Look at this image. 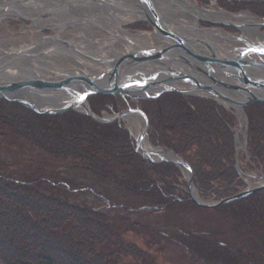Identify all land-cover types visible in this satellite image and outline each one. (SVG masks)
I'll return each mask as SVG.
<instances>
[{
	"label": "trees",
	"instance_id": "16d2710c",
	"mask_svg": "<svg viewBox=\"0 0 264 264\" xmlns=\"http://www.w3.org/2000/svg\"><path fill=\"white\" fill-rule=\"evenodd\" d=\"M211 1L198 0L201 5ZM217 4L230 13L248 11L264 19V0H217ZM134 27L151 29L148 24ZM128 104L127 99L111 95L90 98L97 114L105 106L118 111ZM133 106L148 116L151 143L172 150L192 167L194 185L206 192L201 196L214 194L220 200L244 189L235 163L233 129L238 120L233 111L213 99L174 91ZM245 113L247 151L255 166L251 169L264 174V104H251ZM6 135L23 142L26 150L17 149L24 155L29 152L32 161L0 165V264H123L129 255L143 259L141 248L117 236L115 253L105 249L112 242L111 223L127 221L141 232L147 228L124 217L122 211H136L120 202L129 196L140 200L141 207L152 201L153 211L162 214L205 210L179 189V169L141 158L129 131L117 121L100 123L76 111L39 115L21 103L0 99V137ZM50 159L65 165L63 170L47 173ZM85 191L103 206L85 203L87 196L77 195ZM166 195L169 199L163 201ZM213 210L231 217L232 240L225 242L216 233L217 241L210 245L193 232L170 239L205 264H264V190Z\"/></svg>",
	"mask_w": 264,
	"mask_h": 264
},
{
	"label": "rangeland",
	"instance_id": "374dc122",
	"mask_svg": "<svg viewBox=\"0 0 264 264\" xmlns=\"http://www.w3.org/2000/svg\"><path fill=\"white\" fill-rule=\"evenodd\" d=\"M72 1V0H71ZM79 1V0H76ZM82 1V0H81ZM90 1L91 0H85ZM96 1V0H95ZM112 1V0H111ZM118 1L120 4L125 5V8L130 9V11H124L122 13H118L116 15L111 14L108 16L107 7L103 8L105 5L108 6L107 2L108 0H100L96 1L97 3H102L101 7L99 9H90V8H81L83 4L80 3L81 7H73L71 10L64 11L61 16L59 15V20L55 22V14L57 13L58 9L57 6L51 5V2L44 3L45 9L41 12H34L32 15L27 14H7L6 11L2 12L0 14V68L2 67H14V69H30L32 63L36 64L37 62H40L38 65H40L43 68H49L51 67V64H55L56 68H53L50 71H46L43 73V77H50V76H56L60 74V67L63 71L71 72V74H83V70H85V66L80 65L77 60H80L79 56H83V54L79 55L78 51H75L74 47L67 45V48H70L72 50L71 55H65L64 53L54 52L53 46H57V38L61 39V41L64 42H70L73 41L74 38H77L76 43H79L80 45L85 44V48L90 50L92 53L96 54L98 52V57H102V53L106 52L108 58H115L118 54H124L127 52V48L129 45L125 42V38H120L115 40L113 38V35L109 30L113 31V29H116L117 23L120 21L121 29L123 31H126L129 34L138 36L137 40H134L133 42L138 46L142 48H153V47H161L165 45L166 39L156 30H154L151 26V24L146 20L145 17H141L138 14L131 13L133 9H138V7H141L144 0H114ZM155 1V0H154ZM196 4L199 8L207 9L210 13L209 17H199V16H193L189 13H186L184 11H188L187 8L190 7V3ZM156 0V6L158 7H165L169 6L170 4L175 6L174 9L167 7L166 10H157L158 15L162 18L163 22L165 21L169 23V21H176L179 17H187V21L190 22H196L199 25V32H206L208 34V31L210 30H220L223 32V36H216L213 39H206V35H200L206 42H208L211 45L214 44H228L230 46V56L228 57H238L239 54L247 48L246 42H240L239 40H245L246 38H250L251 40L259 41L258 45H262L264 47V28L262 27H253L249 25L251 19L245 16L248 11H243L239 13H230L225 11L224 9H221L216 3H208V4H202L198 5L196 0ZM213 1V0H212ZM9 3V0H0V11L2 7L3 9L8 8L5 6V3ZM46 7H49L50 10H46ZM60 11H58L59 13ZM160 12V14H159ZM217 13H224L220 15L222 18L215 21V19L210 18L211 14H217ZM251 14V13H249ZM182 15V16H179ZM252 15V14H251ZM245 16V17H244ZM256 18L255 16H253ZM182 19V18H181ZM259 20L258 18H256ZM221 20V21H220ZM208 21L211 22H230L237 24V27H233L234 30L230 29H222L221 27H217L215 25H211ZM249 21V22H248ZM258 23V22H257ZM136 24H148L151 29H148V31H143L142 28H135L134 25ZM242 24L248 26V28H241L243 26ZM251 24V23H250ZM254 24V23H253ZM174 26V24H171ZM143 26V25H142ZM215 26V27H214ZM228 27V26H225ZM108 28V29H107ZM175 28V27H174ZM118 29V28H117ZM116 29V30H117ZM87 34V37L82 42L79 41V37L81 36L82 31ZM119 30V29H118ZM177 32H181L180 29H176ZM157 32V34H156ZM257 35L259 36V39H257ZM123 36V35H122ZM199 36V37H200ZM213 36V35H210ZM210 38V37H209ZM236 38V39H235ZM253 38V39H252ZM114 39V41H112ZM128 39V38H127ZM130 39V38H129ZM104 40H110V42H113L112 44H101ZM87 41V42H86ZM63 42V43H64ZM249 42V41H247ZM251 42V41H250ZM214 43V44H213ZM253 43V42H252ZM255 43V42H254ZM253 43V44H254ZM65 44V43H64ZM199 52L201 53H209V50L206 46H204V43L202 42L201 45L199 44ZM256 45V44H255ZM257 45V46H258ZM128 46V47H126ZM260 47V46H259ZM51 48L50 50H48ZM219 48V47H218ZM27 49L31 50V58L30 57H20L18 54L22 52V50ZM74 49V50H73ZM43 50H47L46 57L44 59H41L43 62H41L39 59V56L36 54H42ZM220 55H225L222 50L219 48ZM78 52V53H77ZM54 57H48L51 55ZM58 53V54H55ZM76 53V54H75ZM74 54L76 56H74ZM59 55V56H56ZM226 56V55H225ZM84 57V56H83ZM106 57V58H107ZM104 59V58H101ZM249 59L252 60H259L264 61V57L262 55L253 54L249 56ZM85 63L93 66L91 70H88L87 73L90 76H98L101 74L104 70H107V67L104 66L103 63H99L93 59L84 57ZM105 60V59H104ZM52 62V63H51ZM80 67V70H79ZM82 69V70H81ZM31 72V69L29 70ZM26 73V72H25ZM262 75V72L259 71L257 75ZM20 76H16V78H19ZM3 79H0V81ZM9 81V80H8ZM4 82V81H2ZM178 87H183L179 85ZM11 99H20L18 97H12ZM35 102H38L37 104L40 108H44L47 105V100L44 98L38 97L37 100L34 99ZM89 102V101H88ZM61 103L60 101H56V106ZM52 104V103H51ZM89 105V104H88ZM91 107V105L89 106ZM105 110H103L101 117L106 118H112L114 116V111H112V106H105ZM137 116V117H136ZM238 117L241 123L240 128L238 129V151L240 156V162L239 165L243 167H250V170L246 172H241L242 176L245 177V183L244 189L247 188V186H259L261 183L260 180V172L255 170L252 171V166L248 161L245 159V154L243 152L242 143L245 140L246 135V120L244 114L238 113ZM122 122L125 128H127L132 138H134L135 144L136 140L141 136L140 134L143 131V128L145 126V121L142 116H139L137 114H128L124 116L119 122ZM10 136H4L0 137V165L3 164H10L12 161L20 160V162L17 163H28L32 161L31 154L20 152L25 151L26 148L22 145L23 142L19 140H14ZM150 142V141H149ZM135 145V146H136ZM152 145V144H151ZM17 146V147H16ZM153 147L158 148L157 146L152 145ZM20 147L22 150L17 149ZM12 150V151H11ZM136 150H138L136 148ZM137 152V151H136ZM138 155L143 158L144 152L142 149H139ZM166 153H169V151H165ZM33 155H38L40 158V153L34 152ZM142 155V156H141ZM24 156V157H23ZM144 159V158H143ZM160 162L159 160H155ZM5 162V163H4ZM155 163V162H152ZM16 164V163H14ZM49 170L47 173H51L52 170L60 169L63 170L65 165L61 163H57L54 160L50 159L49 164H46ZM10 166V165H9ZM179 169V167H177ZM181 176H179L180 181V188L182 191L186 192L188 195V198L191 200L192 196H194L192 192V188L188 186V181L190 179L185 174L187 173V170H180ZM23 173H26L24 171ZM8 176L11 175V173ZM27 174V173H26ZM50 174H47V177ZM23 178H26L27 175L21 174ZM58 179V176L56 177ZM110 185V184H109ZM109 185L106 184V189L110 193ZM197 196L196 200H198L202 204L208 203L209 205L218 203V199L216 195L209 194L207 196H201L202 193L200 189L197 187L195 188ZM65 194V193H64ZM113 194V192H112ZM77 195H81L80 198L86 197L85 203H93V205L101 207L103 206L102 201L94 200L90 197V192H84L79 193ZM85 195V196H83ZM76 198V199H80ZM169 196L166 195L164 197V200H168ZM176 199V198H175ZM216 199V200H213ZM82 200V199H81ZM89 201V202H87ZM192 201V200H191ZM120 202L124 203L126 202L131 208L135 209L136 211L131 210H124L122 211L125 215V218H128L130 221H136V223L144 224V226H147L145 231L141 232L139 229L135 228L133 229L132 224L123 223L121 221L115 223H111L110 230H111V237L112 242H110L109 247H106V250H109L111 252H114L118 249V246L115 244V238L116 236L123 239L126 243L132 242L137 247L141 248L145 254L143 259H134L131 257H127L123 264H205L200 258L198 260L195 258L196 256L193 254V252L188 253L184 251L183 248L178 246L176 242H173L170 239V235H178L180 232H183V234L187 236V233L190 232L192 234L195 233L197 235H200L198 238L201 241H208V244H215L217 241V236H219V239L222 238L225 240V242L228 240H232V237L235 236V233L233 232L232 227V219L228 216V214L224 212H219L216 210H213V207H203L201 205H198L202 208H205V210H197V209H178L175 211H169L164 212L163 214L158 211H153L154 209L151 208L152 201H150L148 206L141 207L142 203L140 200H137L135 197L129 196V200H121ZM130 208V209H131ZM138 208V209H137ZM147 208V210H146ZM169 208H172L171 206ZM216 208V207H215ZM156 209V208H155ZM115 216V215H114ZM123 217V222L125 221V218ZM148 229V230H147ZM217 233V236H216ZM219 241V240H218ZM214 242V243H213ZM209 246V245H207ZM199 247V246H198Z\"/></svg>",
	"mask_w": 264,
	"mask_h": 264
},
{
	"label": "water",
	"instance_id": "95a60500",
	"mask_svg": "<svg viewBox=\"0 0 264 264\" xmlns=\"http://www.w3.org/2000/svg\"><path fill=\"white\" fill-rule=\"evenodd\" d=\"M108 1L107 3H111V0ZM144 2H148V6L150 7V10H146L150 14L145 13V18L151 24L152 28L166 39L165 45L161 47L142 48L128 40L125 42L135 47V50L133 52L127 51L120 56L118 54L113 67L103 71L101 75L90 76L83 71V74L70 75L60 73L55 77H39L35 80L4 81L0 82V98L21 103L39 115H62L70 110H82L83 113L93 117L94 114L88 105V97L94 94L128 93L158 96L165 91H176L189 95H196L198 93L207 97L216 98L235 108L241 114L244 113V107L248 105L254 103L264 104V61L249 59V56L253 54L264 57V49L262 47L245 43L247 48L236 58L217 56L212 45L208 43H204V45L209 50V53L204 54L198 52L178 33L164 28L163 21L160 20V16L154 6L149 0H144ZM258 19L262 21L261 26L264 25V20ZM208 22L212 25L237 27V24L230 22ZM98 62L106 63L105 60H99ZM144 63L152 66L155 71L154 75L142 80H137L128 75V67L131 69L134 67L135 70L137 66ZM181 65L189 67L192 71L199 72L203 75V77L201 76L203 79L200 80L196 76H192V74L183 73V70L179 68ZM122 70H124L123 73ZM259 71L262 72V75H257ZM179 85L183 87H178ZM31 89H45L51 92L63 91L69 98L73 97V99H71L70 103L61 106L40 108L29 93ZM19 92L26 94L28 100L10 98L11 94ZM129 112H136L144 118L145 128L138 142V147L142 149V143L144 139H147L148 135V118L141 110L131 109ZM124 114H120L119 116H123ZM143 151L145 154L144 157L149 158L148 152ZM175 156L179 158L176 162L167 159H161V161L171 162L186 168L190 173L188 185L192 188L194 185V173L191 166L178 155L175 154ZM261 181L262 183L259 186L247 188L235 196L223 199L212 205L208 203L202 204L194 196H192L191 200L203 207H218L250 194L263 191L264 176H262Z\"/></svg>",
	"mask_w": 264,
	"mask_h": 264
},
{
	"label": "bare ground",
	"instance_id": "6f19581e",
	"mask_svg": "<svg viewBox=\"0 0 264 264\" xmlns=\"http://www.w3.org/2000/svg\"><path fill=\"white\" fill-rule=\"evenodd\" d=\"M10 2L9 3H5V6L9 7V9H3L4 7L1 8L2 11H0V14L2 12H5L7 14H20L22 15L23 13L24 14H27L28 15H32L34 12L38 13V12H41L42 10L45 9V5L44 3L46 2H51L52 4L51 5H55L57 6V9L58 11H60L58 13L55 14V22H57L59 20V15L61 16V14H63V12L66 10V11H70L71 8L73 7H81L80 6V3H82L84 7H81V8H90V9H99V7H101L102 3H97L96 1H100V0H91V3L88 4V2L90 1H85V0H79V1H76V0H9ZM46 1V2H44ZM113 1V3H112ZM111 3H107V5H105L103 8L107 7V14L108 16H110L111 14H114L116 15L117 12L118 13H122L124 11H130V9L128 8H125V5L123 4H120L118 1H114L112 0ZM150 3L154 6L155 9H159V11L161 12V10H166L167 7H170L174 10H176L173 6V5H169V6H163V7H158L156 6V3L154 0H149ZM187 1V0H185ZM188 2V1H187ZM190 3V7L187 8L188 11H184L186 13H189L193 16H199V17H209L210 13L208 12L207 9H201L199 8L196 4H193L191 2H188V4ZM46 10H50L49 7H46ZM146 10H150V7L148 6V2H143V4L141 5V7H138V9H133L131 11V13H135V14H138L139 16L141 17H145V13L147 14L148 12ZM156 10V11H157ZM159 12V14H160ZM111 13V14H110ZM150 14V13H148ZM224 13H217V14H211L212 16L210 18L212 19H215V21L219 19H221L222 17L220 15H222ZM179 16H182V15H179ZM245 16H247L248 18L251 19L250 23H248L249 25L253 26V27H261V23L262 21L261 20H257L256 18H254L251 14H246ZM244 16V17H245ZM182 18V19H181ZM179 17L176 21H169V23H167L165 21L162 22L163 23V26L164 28L168 29V30H172V31H175L176 33H178L180 36H182L183 38H185V40L188 41V43L190 44V46L197 50L199 48V45H198V40H199V44L201 45V43H208L204 40H202L203 38L201 37L203 34L206 35L205 38L210 40V39H213L215 38L216 36H223V32L220 31V30H210V32L208 31V34H206V32L202 31V32H199L200 29H199V25L197 23V21L195 22H190V21H187V17ZM121 19H119V23L121 22L120 21ZM160 20H162V18L160 17ZM221 21V20H220ZM249 22V21H248ZM259 22V23H257ZM117 23V27L116 29H113V31L109 30L108 28V31H110L113 35V38L115 40L117 39H120V38H125V41H134V40H137L138 39V36H135V35H132V34H129L127 33L126 31H123V29H121V25ZM174 24V26H172L171 24ZM254 23V24H253ZM243 26L240 25L241 28H248L247 24L244 25L242 24ZM175 27V28H174ZM180 29L181 32H177L176 29ZM86 32V31H85ZM84 32V30L82 31L81 33V36L78 38L80 42H82L83 40H85V38L87 37V34ZM201 36H200V35ZM123 35V36H122ZM210 35H213V36H210ZM200 36V37H199ZM210 37V38H209ZM245 37V40H239L237 39V41H244L246 43H249V44H252V45H255L257 46L258 44H261L259 43V41H256L254 40H251L249 37L246 38ZM128 38V39H127ZM130 38V39H129ZM257 39H259V36L257 35L256 37ZM114 39H112V41H114ZM236 39V38H235ZM77 41V38H74L73 41H70V42H64V41H61V39L57 38V46H53L51 48H53L54 52H59V53H64L65 55H71V52L72 50L70 48H67V45L66 44H69L70 46L74 47L75 51H78L79 52V55L83 54L84 57H88L90 59H93V60H97V62L99 60H104L106 61V67L107 69H110L111 67H113V65L115 64L116 62V57L115 58H108L107 57V54L106 52H103L102 53V57H98V52L96 54L92 53L90 50L86 49L85 47V44L83 45H80L79 43H76ZM249 41V42H247ZM251 41V42H250ZM65 44H64V43ZM87 42V41H86ZM254 44H253V43ZM113 42H110V40H104L101 42V44H112ZM209 44V43H208ZM214 44V43H213ZM202 46V45H201ZM205 46V45H204ZM262 47L264 49V47L262 45H258L257 47ZM128 47V46H126ZM212 47L214 48V51L216 52V55H220V51H219V48L222 50V52L226 55H221L223 57H227V58H234V57H228L230 56L231 52H230V46L228 44H214L212 45ZM219 47V48H218ZM51 48H49L48 50H50ZM73 49V50H74ZM128 52H133L135 50V47L129 45V47L127 48ZM31 50H27V49H24L22 50V52H20L18 55L20 57H30L31 58ZM46 52L47 50H43L42 51V54H36L37 56H39V59L41 62H43L41 59H44L46 57ZM77 52V53H78ZM55 54H58V53H55ZM76 54V53H75ZM74 54V56H76ZM53 53L51 55H49L48 57H54L52 56ZM56 56H59V55H56ZM83 56H79L80 60H77V62H79L80 65H83L85 66V71L87 73L88 70H91L93 68V66L85 63V60H84V57ZM120 56V54L118 55ZM117 56V57H118ZM33 57V56H32ZM107 57V58H106ZM101 58H104V59H101ZM40 62H37L36 64L32 63L31 65V72L28 70V69H14V67H11V68H8V67H2L0 68V79H3L1 80L0 82L2 81H8V80H15V81H22V80H35L39 77H43V73H45L46 71H50L53 68H56V65L53 63L51 64V67L49 68H43L41 67L40 65H38ZM52 63V62H51ZM155 66V65H153ZM177 66V65H176ZM181 70H183L182 72L183 73H186V74H192V76H196L198 79H203L201 78V76L203 77V75H201L199 72H196V71H192L191 69H189V67L185 66V65H181V67H179ZM61 71L60 73L62 74H70L71 75V72H68V71H63L62 68L60 67ZM130 67H128V75H130L131 77H134L136 78L137 80H142V79H145L146 77H149L151 75H154L155 71L153 70L152 66L149 65V64H142L140 66H137V69L134 70V67L131 69ZM79 70H80V67H79ZM82 70V69H81ZM261 70V69H260ZM124 70H122V73H123ZM26 72V73H25ZM139 73H142V74H139ZM16 76H20L19 78H16ZM135 79V80H136ZM29 93L31 95V97L33 99H36L38 97L40 98H44L45 100H47V105L45 107H48V106H53V107H56V104L55 102L56 101H60L61 100V104L57 105V106H61V105H64V104H68L71 102V99H73V97H68L67 94L65 92H60V91H54V92H51V91H48V90H45V89H31L29 90ZM10 96L12 97H18V98H22L24 100H28V97L26 94H24L23 92H19V93H14V94H11ZM36 104H39L38 102H35ZM52 103V104H51ZM138 115V114H137ZM137 117V116H136ZM139 117V115H138ZM142 149H144L145 151L148 152V155L151 156L154 160H159V159H167V160H170V161H173V162H176L177 160H179V158L177 156H175L174 154L172 153H166L164 150L160 149V148H156V147H153L152 145L148 144V142L146 141V139H144L143 143H142ZM187 177H189V174L186 173L185 174ZM192 192L194 194V196L196 197L197 194H196V190L194 187H192Z\"/></svg>",
	"mask_w": 264,
	"mask_h": 264
}]
</instances>
